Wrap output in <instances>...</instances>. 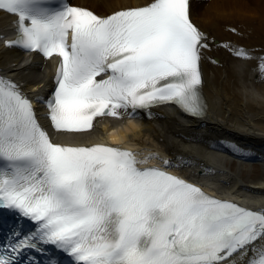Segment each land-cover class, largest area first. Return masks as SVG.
Here are the masks:
<instances>
[{
  "label": "snow or ice",
  "instance_id": "obj_1",
  "mask_svg": "<svg viewBox=\"0 0 264 264\" xmlns=\"http://www.w3.org/2000/svg\"><path fill=\"white\" fill-rule=\"evenodd\" d=\"M0 11L15 17L6 46L60 58L46 97L0 76V264H264V209L210 194L170 171L174 160L141 167L122 143L58 142L37 115L44 105L58 135L160 105L206 114L203 61L218 63L208 53L219 42L194 22L190 0L105 15L61 0H0Z\"/></svg>",
  "mask_w": 264,
  "mask_h": 264
},
{
  "label": "bare ground",
  "instance_id": "obj_2",
  "mask_svg": "<svg viewBox=\"0 0 264 264\" xmlns=\"http://www.w3.org/2000/svg\"><path fill=\"white\" fill-rule=\"evenodd\" d=\"M75 2L105 15L123 5L147 0ZM190 14L219 42L208 53L218 63L203 61V93L209 108L205 117L190 119L175 108L163 107L154 110L157 117L153 120L104 122L94 132L64 134L63 138L76 143L111 141L154 147L166 156H185L193 162V176L201 173L200 165L219 170V175L209 179L213 190L233 193L247 204L264 206V162L259 172L252 164L235 165L230 157L208 146L209 142L220 150L235 141L264 145V80L256 77L254 69L255 60L264 55V0H190ZM11 23L12 18L0 11V35L7 33ZM229 43L252 50L253 59H237L226 47ZM55 65L54 59L47 62L37 55L25 56L7 48L0 39V70L29 94L47 90ZM201 181L207 182L205 178Z\"/></svg>",
  "mask_w": 264,
  "mask_h": 264
},
{
  "label": "rangeland",
  "instance_id": "obj_3",
  "mask_svg": "<svg viewBox=\"0 0 264 264\" xmlns=\"http://www.w3.org/2000/svg\"><path fill=\"white\" fill-rule=\"evenodd\" d=\"M258 168H256V170H258V169H260V167L259 166H257ZM260 172H261V169L259 170Z\"/></svg>",
  "mask_w": 264,
  "mask_h": 264
}]
</instances>
